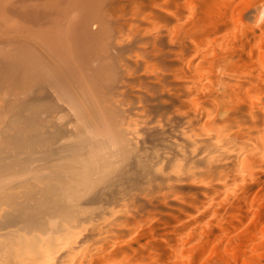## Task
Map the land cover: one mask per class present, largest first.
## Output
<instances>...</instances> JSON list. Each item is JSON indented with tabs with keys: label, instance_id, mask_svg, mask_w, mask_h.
<instances>
[{
	"label": "bare ground",
	"instance_id": "6f19581e",
	"mask_svg": "<svg viewBox=\"0 0 264 264\" xmlns=\"http://www.w3.org/2000/svg\"><path fill=\"white\" fill-rule=\"evenodd\" d=\"M25 21L0 48V264H264V0Z\"/></svg>",
	"mask_w": 264,
	"mask_h": 264
},
{
	"label": "rangeland",
	"instance_id": "374dc122",
	"mask_svg": "<svg viewBox=\"0 0 264 264\" xmlns=\"http://www.w3.org/2000/svg\"><path fill=\"white\" fill-rule=\"evenodd\" d=\"M0 3V48L9 47L10 52L17 53L26 41L25 0Z\"/></svg>",
	"mask_w": 264,
	"mask_h": 264
}]
</instances>
